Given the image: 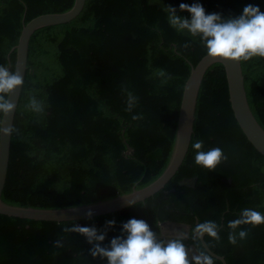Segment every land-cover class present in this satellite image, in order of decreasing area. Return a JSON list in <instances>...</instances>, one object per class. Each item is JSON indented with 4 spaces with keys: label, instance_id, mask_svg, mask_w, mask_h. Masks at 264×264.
Masks as SVG:
<instances>
[{
    "label": "trees",
    "instance_id": "1",
    "mask_svg": "<svg viewBox=\"0 0 264 264\" xmlns=\"http://www.w3.org/2000/svg\"><path fill=\"white\" fill-rule=\"evenodd\" d=\"M199 3L206 14L238 17L264 0H85L70 22L38 29L28 40L0 199L9 205L58 209L114 198L140 189L164 169L172 147L182 86L190 67L207 52L200 37L177 31L166 7ZM73 0H0V65L13 71L22 25L68 10ZM189 45L184 47V45ZM250 112L264 131V58L240 62ZM163 70L166 76L158 73ZM128 93L138 98L127 111ZM42 113L26 106L31 97ZM223 68L212 64L197 93L192 134L184 158L169 181L143 202L118 212L70 222H40L0 215V264H107L89 253L84 236L65 233L76 223L103 231L104 245L122 235L132 218L158 234L162 222L189 226L188 242L214 264H264V224L242 225L246 239L229 243V221L246 209L264 214V157L239 130L229 107ZM133 115L143 118L134 121ZM1 118V115H0ZM223 150L226 160L210 171L195 164L192 145ZM126 147L130 151L125 154ZM196 178L193 187L179 185ZM229 180V182H227ZM219 225V241H194L195 226ZM61 240L63 247L54 243ZM184 242V241H183ZM203 243V245H202ZM103 246V245H102ZM191 260V259H189Z\"/></svg>",
    "mask_w": 264,
    "mask_h": 264
},
{
    "label": "clouds",
    "instance_id": "2",
    "mask_svg": "<svg viewBox=\"0 0 264 264\" xmlns=\"http://www.w3.org/2000/svg\"><path fill=\"white\" fill-rule=\"evenodd\" d=\"M168 22L177 31H187L191 36H199L205 47L207 56L219 58L224 61L247 62L253 58H264V12L258 6L251 4L243 9V14L238 17L222 18L219 14H206L205 9L199 3L191 6L180 4V11L188 12L191 19L181 18L176 15V9L166 7ZM189 45L185 44L184 47ZM166 76L163 70L158 73ZM24 80L20 72L9 71L7 66L0 65V137H9L16 129L13 126H5L6 118L16 109V103L11 100L16 90L23 86ZM138 98L128 93L127 111L131 112L136 106ZM34 113L44 111V103L33 95L26 106ZM143 117L133 115L134 121ZM195 151V164L210 171L214 170L227 157L219 147L204 151L203 141L197 140L192 145ZM122 198V197H121ZM127 201L126 198H122ZM135 202H127L132 207ZM93 213L89 211L87 216L91 219ZM264 224V214L254 209H244L240 217L228 222V240L236 244L237 237L246 239L248 232L237 229L242 225L253 227ZM115 226V221H107L105 229L98 231L94 226H80L73 223L64 227L63 232L75 233L84 236L88 244L92 245L89 255L99 258L107 264H214L213 257L204 250L197 251L189 260V248L183 243L187 239L185 233H178L175 239L164 240L159 238L149 224L143 219L132 218L122 225V235L112 238L110 244L104 245L107 230ZM219 225L213 221H205L195 226L192 232L194 241L202 240L205 235L219 241ZM103 245V246H102ZM54 247H63L61 240L54 243Z\"/></svg>",
    "mask_w": 264,
    "mask_h": 264
},
{
    "label": "water",
    "instance_id": "3",
    "mask_svg": "<svg viewBox=\"0 0 264 264\" xmlns=\"http://www.w3.org/2000/svg\"><path fill=\"white\" fill-rule=\"evenodd\" d=\"M84 1L85 0H73L72 6L65 12L42 14L30 19L26 24L22 25L16 44L10 48L8 52L14 51L12 72H20L22 77L24 76L28 40L34 31L70 22L80 13ZM215 63L220 64L223 68L229 107L239 130L253 149L264 157V131L257 124L248 107L243 88L240 62L210 58L206 53L193 67H190L188 76L183 83L170 155L164 169L152 182L140 189L132 188L130 192L120 194L114 198L67 208L38 209L13 206L4 203L0 199V215L40 222L60 223L79 221L89 219L87 216L89 211L93 213L91 218L103 216L129 207L127 202H135L134 204H136L152 196L169 181L184 158L192 134L193 115L199 86L206 70ZM20 90L21 88L16 90L11 97L12 102L16 103V105ZM14 112L6 118L5 126H12ZM0 119H3L2 115ZM10 136L0 137V195L6 175ZM129 151L130 149L126 147L125 154ZM195 181L196 178L193 177L190 179H183L178 182V184L191 188ZM121 197L126 198L127 201ZM170 224L177 227H184V233L187 234L189 226L174 223ZM164 225L165 224L161 223L159 229L161 230ZM160 237L167 240V236H165L162 231ZM188 256L189 259H191L193 255H189L188 252ZM218 259L224 264L221 257H218Z\"/></svg>",
    "mask_w": 264,
    "mask_h": 264
},
{
    "label": "flooded vegetation",
    "instance_id": "4",
    "mask_svg": "<svg viewBox=\"0 0 264 264\" xmlns=\"http://www.w3.org/2000/svg\"><path fill=\"white\" fill-rule=\"evenodd\" d=\"M227 182H229V180H227ZM162 223L165 225L162 227L161 230L159 229V225L161 223L158 224V236H159V238H161L160 237L161 231L163 232V234L165 236H167V238H166L167 240L175 239L178 233H181V232L184 233L185 232L184 227H182V226L177 227V226H173L170 224L173 222H162ZM174 224H180V225L186 226V224H182V223H174ZM186 235H187V239H185L183 243H185V245L189 248V255H196L197 252H196L195 248L188 242L189 228H188V232Z\"/></svg>",
    "mask_w": 264,
    "mask_h": 264
}]
</instances>
